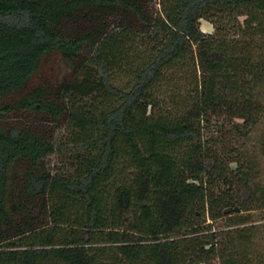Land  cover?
<instances>
[{
	"label": "trees",
	"instance_id": "obj_1",
	"mask_svg": "<svg viewBox=\"0 0 264 264\" xmlns=\"http://www.w3.org/2000/svg\"><path fill=\"white\" fill-rule=\"evenodd\" d=\"M0 264H264V0H0Z\"/></svg>",
	"mask_w": 264,
	"mask_h": 264
},
{
	"label": "rangeland",
	"instance_id": "obj_2",
	"mask_svg": "<svg viewBox=\"0 0 264 264\" xmlns=\"http://www.w3.org/2000/svg\"><path fill=\"white\" fill-rule=\"evenodd\" d=\"M201 30L206 34L213 33L212 26L204 20L201 21ZM68 72L69 69L60 61L59 56L52 55L44 60L40 73L31 81L24 93L37 87H44L46 90H52L55 88L56 82L64 79Z\"/></svg>",
	"mask_w": 264,
	"mask_h": 264
},
{
	"label": "water",
	"instance_id": "obj_3",
	"mask_svg": "<svg viewBox=\"0 0 264 264\" xmlns=\"http://www.w3.org/2000/svg\"><path fill=\"white\" fill-rule=\"evenodd\" d=\"M239 211V209H228V210H226L225 211V214H229V213H232V212H238Z\"/></svg>",
	"mask_w": 264,
	"mask_h": 264
}]
</instances>
